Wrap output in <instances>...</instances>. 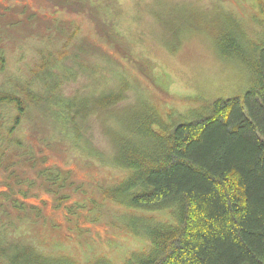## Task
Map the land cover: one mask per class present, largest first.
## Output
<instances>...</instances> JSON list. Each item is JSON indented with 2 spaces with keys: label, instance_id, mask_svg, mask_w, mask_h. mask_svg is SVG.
I'll return each mask as SVG.
<instances>
[{
  "label": "trees",
  "instance_id": "1",
  "mask_svg": "<svg viewBox=\"0 0 264 264\" xmlns=\"http://www.w3.org/2000/svg\"><path fill=\"white\" fill-rule=\"evenodd\" d=\"M47 1L51 13L30 8L25 19L0 21V44H7L0 45V264H81L41 248L35 225L42 212L27 201L44 192L56 208L64 205L67 224L83 216L76 200L82 184L72 171L48 164V152L66 160L78 154L84 163V122L124 99V90L94 100L66 95L90 60L115 63L95 39L126 51L109 35L99 5ZM254 1L262 40H248L238 26L237 35L231 25L216 36L220 56L248 72L243 97L215 99L178 123L145 104L108 130L112 167L126 176L94 190L124 209L127 230L147 243L122 264H264V0ZM85 28L93 36H84ZM6 47L18 52L11 72ZM159 213L171 220L155 219ZM89 264L118 263L92 255Z\"/></svg>",
  "mask_w": 264,
  "mask_h": 264
},
{
  "label": "rangeland",
  "instance_id": "2",
  "mask_svg": "<svg viewBox=\"0 0 264 264\" xmlns=\"http://www.w3.org/2000/svg\"><path fill=\"white\" fill-rule=\"evenodd\" d=\"M47 2L0 0V21L25 19L22 12L27 14L30 8L37 13H51ZM88 3L99 5L109 35L120 38L126 54L111 50L114 47L104 36L95 39L99 52L108 51L115 63L106 58L90 60L89 68L85 64L86 70L78 71L76 82L65 93L94 100L124 90V99L108 112L94 111L84 122L81 141L86 145H81L88 153L82 157L84 163L78 161V154L66 160L64 155L48 152V164L72 171L77 184H82L83 195L77 194L76 200L84 206L83 216L67 224L64 205L56 208L53 196L44 192H36L27 202L42 212V219L35 225L42 249L70 254L81 264H89L92 255L106 256L122 264L128 255L147 248V243L127 230L126 211L102 201L94 190L97 185H112L126 176L125 171L112 167L113 145L108 130L124 121L128 111L136 112L145 104L157 106L165 121L170 120L171 114V120L178 123L181 117L187 118L191 111L202 109L215 99L243 97L251 86L248 72L239 62L220 56L216 36L230 25L239 35L238 26L248 40L255 42L262 40V28L255 23L258 10L254 0H89ZM113 3L118 6L115 10ZM87 33L93 36L85 28L83 35ZM6 49L10 59L7 68L11 72L18 68L14 59L18 52ZM154 218L171 220L166 213ZM88 251L90 254L86 255Z\"/></svg>",
  "mask_w": 264,
  "mask_h": 264
}]
</instances>
